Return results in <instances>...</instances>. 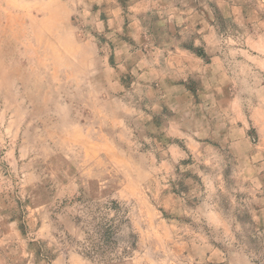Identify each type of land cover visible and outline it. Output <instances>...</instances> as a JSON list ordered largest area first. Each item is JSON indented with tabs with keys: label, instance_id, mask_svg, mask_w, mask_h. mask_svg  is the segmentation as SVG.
Segmentation results:
<instances>
[{
	"label": "rangeland",
	"instance_id": "rangeland-1",
	"mask_svg": "<svg viewBox=\"0 0 264 264\" xmlns=\"http://www.w3.org/2000/svg\"><path fill=\"white\" fill-rule=\"evenodd\" d=\"M0 264H264V0H0Z\"/></svg>",
	"mask_w": 264,
	"mask_h": 264
},
{
	"label": "trees",
	"instance_id": "trees-1",
	"mask_svg": "<svg viewBox=\"0 0 264 264\" xmlns=\"http://www.w3.org/2000/svg\"><path fill=\"white\" fill-rule=\"evenodd\" d=\"M122 221L110 222L105 228H101L98 238L89 239L83 254L88 258L107 261L118 245L117 234ZM126 253L128 250L126 249Z\"/></svg>",
	"mask_w": 264,
	"mask_h": 264
},
{
	"label": "crops",
	"instance_id": "crops-1",
	"mask_svg": "<svg viewBox=\"0 0 264 264\" xmlns=\"http://www.w3.org/2000/svg\"><path fill=\"white\" fill-rule=\"evenodd\" d=\"M175 90H179V92H182V89L184 90L185 89V87L184 86H179V87H175L174 88Z\"/></svg>",
	"mask_w": 264,
	"mask_h": 264
}]
</instances>
